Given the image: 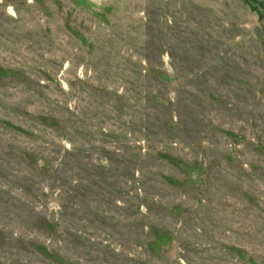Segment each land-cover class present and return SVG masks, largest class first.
<instances>
[{"label": "rangeland", "instance_id": "1", "mask_svg": "<svg viewBox=\"0 0 264 264\" xmlns=\"http://www.w3.org/2000/svg\"><path fill=\"white\" fill-rule=\"evenodd\" d=\"M0 264H264V0H0Z\"/></svg>", "mask_w": 264, "mask_h": 264}]
</instances>
